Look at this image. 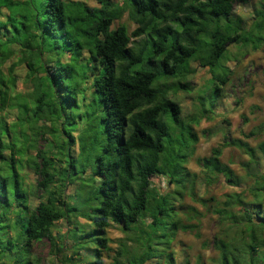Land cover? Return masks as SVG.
Returning <instances> with one entry per match:
<instances>
[{
	"label": "trees",
	"instance_id": "obj_1",
	"mask_svg": "<svg viewBox=\"0 0 264 264\" xmlns=\"http://www.w3.org/2000/svg\"><path fill=\"white\" fill-rule=\"evenodd\" d=\"M250 1L0 0V264H41L32 248L45 239L52 264H105L112 251L116 264H192L174 248L195 227L181 217L195 195L186 164L195 125L212 118L230 81L228 62L264 44V0L236 12ZM18 63L29 68L26 93L16 90ZM199 68L209 77L195 89ZM192 92L186 114L179 94ZM45 134L51 155L30 156ZM230 145L248 157L244 174L221 161ZM198 162L209 183L222 175L242 191L215 207L217 256L197 264H264V141L225 137ZM27 167L41 176L35 186ZM59 221L67 229L55 235Z\"/></svg>",
	"mask_w": 264,
	"mask_h": 264
},
{
	"label": "rangeland",
	"instance_id": "obj_2",
	"mask_svg": "<svg viewBox=\"0 0 264 264\" xmlns=\"http://www.w3.org/2000/svg\"><path fill=\"white\" fill-rule=\"evenodd\" d=\"M89 1L93 3V0ZM256 1L251 0L248 4L236 5V12L251 13L253 3ZM120 23L128 25L130 34L136 28V25L129 20L127 13L124 14ZM230 49L235 51L234 46H231ZM17 58V55L13 56L8 63L17 62ZM228 65L233 71L230 81L223 87L222 96L216 102L215 114L211 115L212 118H204L195 125L199 142L194 154L186 164L190 172L195 175V195H186L184 204L190 209H186L181 217L186 223L195 227L187 232L179 231L174 248L180 261L186 256L192 264H197L199 258L201 263H208L212 257L217 256V252L212 246L213 237L218 227L214 209L219 205V202L224 201L226 194L242 191L240 188L228 185L222 175L216 178V182L209 183L198 159L210 156L213 148L224 143L225 137L229 140L243 139L253 147L264 141V44L257 50L249 48L244 53L232 56ZM14 69L15 73L19 75L16 90L21 93L30 91L32 85L29 81L26 82L28 78H25L29 72L26 63H18ZM208 77V70L199 68L197 75L192 79L195 89L201 87ZM196 96V92L179 94L184 113L187 114L195 110ZM252 131L256 134L251 135ZM48 137V134L39 137L36 142L37 147L28 151L30 156L36 155L38 150H45L48 155H51L48 148ZM247 159L246 154L231 145L224 148L221 156V161L239 174H244L242 163ZM24 176L26 183L30 186H35L41 179V176L29 167L25 168ZM154 181L162 192L167 190L164 178H155ZM66 192L70 193L71 188L68 187ZM40 197L41 192L35 190L34 204L38 203ZM66 229L65 222L59 221L54 234H63ZM107 234L112 239L111 247L116 249L117 240L123 236L121 230L113 224L107 228ZM204 241L210 243L207 249L202 246ZM50 247L51 243L47 239L34 244L33 253L41 259V264H52V260L55 261V257L50 254ZM114 255V251L109 254L104 252L105 264H116Z\"/></svg>",
	"mask_w": 264,
	"mask_h": 264
}]
</instances>
